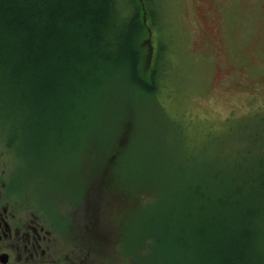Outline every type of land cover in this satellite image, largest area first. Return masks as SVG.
Here are the masks:
<instances>
[{"label": "rangeland", "instance_id": "374dc122", "mask_svg": "<svg viewBox=\"0 0 264 264\" xmlns=\"http://www.w3.org/2000/svg\"><path fill=\"white\" fill-rule=\"evenodd\" d=\"M123 1L130 12L132 1ZM144 3L159 29L143 51L151 45L152 60L160 53L166 61L155 96L112 78L67 136L38 148L40 139L25 138L31 130L25 108L8 100L0 105V154L42 204L93 183L98 170L105 207L140 206L131 209L126 235L123 223L115 231L117 241L122 245L124 236L138 264V252L143 264H168L167 255H152L151 244H142L152 225H163L185 202L195 210V189H209L213 175L260 181L264 173V0ZM113 150H121L116 158ZM135 262L131 254L116 263Z\"/></svg>", "mask_w": 264, "mask_h": 264}, {"label": "trees", "instance_id": "16d2710c", "mask_svg": "<svg viewBox=\"0 0 264 264\" xmlns=\"http://www.w3.org/2000/svg\"><path fill=\"white\" fill-rule=\"evenodd\" d=\"M131 1L129 12L123 0H0V87L22 95L13 99L25 108L31 126L25 138L40 139L37 148L67 136L112 78L148 98L157 93L166 61L160 53L150 61L143 46L159 28L145 0ZM213 181L195 189V210L185 202L145 231L142 244H151L152 255H167L168 264H263L264 173L260 181L218 174ZM138 207L131 206L129 219Z\"/></svg>", "mask_w": 264, "mask_h": 264}, {"label": "flooded vegetation", "instance_id": "af4514ba", "mask_svg": "<svg viewBox=\"0 0 264 264\" xmlns=\"http://www.w3.org/2000/svg\"><path fill=\"white\" fill-rule=\"evenodd\" d=\"M6 166L0 154V264H121L119 258H131L124 236L121 245L115 233L123 223L126 235L131 205L104 206L98 170L93 183L42 204Z\"/></svg>", "mask_w": 264, "mask_h": 264}, {"label": "bare ground", "instance_id": "6f19581e", "mask_svg": "<svg viewBox=\"0 0 264 264\" xmlns=\"http://www.w3.org/2000/svg\"><path fill=\"white\" fill-rule=\"evenodd\" d=\"M0 83H1V82H0ZM6 93H9V94L14 95V98H17L16 95H19V97L22 99V95L19 94V92H18L17 90L13 91V90H9V89L7 90V89H6V91H4V90H2V88L0 87V94H2V95H0V96L3 98L4 102L10 100V101H11V105H12L13 103H15V100H14V99H7V100H6V98H7ZM22 100H23V99H22ZM23 104H24V103H23ZM26 104H27V103H26ZM4 105H5V104H4ZM24 105H25V104H24ZM25 107H26V108H31V106H29L28 104H27V106L25 105ZM31 112H32V111H31Z\"/></svg>", "mask_w": 264, "mask_h": 264}, {"label": "water", "instance_id": "95a60500", "mask_svg": "<svg viewBox=\"0 0 264 264\" xmlns=\"http://www.w3.org/2000/svg\"><path fill=\"white\" fill-rule=\"evenodd\" d=\"M152 51H151V48H150V55H151Z\"/></svg>", "mask_w": 264, "mask_h": 264}]
</instances>
